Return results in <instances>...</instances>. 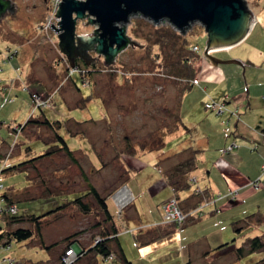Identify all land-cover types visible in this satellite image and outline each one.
Segmentation results:
<instances>
[{
    "label": "rangeland",
    "instance_id": "rangeland-1",
    "mask_svg": "<svg viewBox=\"0 0 264 264\" xmlns=\"http://www.w3.org/2000/svg\"><path fill=\"white\" fill-rule=\"evenodd\" d=\"M10 1L14 12L0 16V144L12 141L0 154V264H264V0H245L253 19L243 38L207 50L242 65L207 58L198 21L181 33L166 18L135 13L121 23L143 46L127 42L107 64L103 52L87 48L92 60L74 55L73 66L58 44L63 30L50 27H60L54 13L61 0ZM74 17L77 45L75 34L99 24ZM165 31L180 34L176 48L155 43ZM185 36L195 43L181 45ZM188 47L200 55L192 78L175 73ZM27 69L40 79L24 81ZM37 83L47 89L29 91ZM38 99L45 104L35 108ZM41 109L60 121L53 131L69 153L55 133L45 135V125L41 137L18 147L26 118ZM53 144L50 155L38 157ZM186 159L194 168L173 172ZM91 187L104 198L109 220ZM78 196L88 213L73 202ZM64 201L56 220H42L43 242L58 243L51 250L34 237L6 235L33 227L10 217L41 215ZM99 241L111 252L94 249Z\"/></svg>",
    "mask_w": 264,
    "mask_h": 264
},
{
    "label": "water",
    "instance_id": "water-1",
    "mask_svg": "<svg viewBox=\"0 0 264 264\" xmlns=\"http://www.w3.org/2000/svg\"><path fill=\"white\" fill-rule=\"evenodd\" d=\"M15 7V3L10 0H0V16L4 11L14 12ZM85 10L94 14L96 18L88 17V13L84 14ZM73 11L78 17L87 16L85 24L94 21L99 24V27L88 34H75L77 45L73 43L75 22V17L72 18ZM135 13L147 16L155 22L166 18L181 33H184L189 23L198 21L205 27L207 33L203 54L214 64L229 61L241 64L236 59L222 60L214 57L207 54V50L238 42L247 33L253 19L245 0H61L54 13L60 17L56 22L60 27H54L51 22L50 27L55 31L63 30L57 34L60 38L58 44L60 50L66 53L71 66L74 65V55L83 57L86 64L92 60L93 57L85 50L87 48L103 52L106 56L103 62L107 64L112 62L115 53L127 42H130L131 46L132 43L139 47L143 46L134 39L129 40L125 35V24L121 23L127 22L129 15ZM117 23H121V26L116 25ZM98 29L100 32H97Z\"/></svg>",
    "mask_w": 264,
    "mask_h": 264
},
{
    "label": "trees",
    "instance_id": "trees-1",
    "mask_svg": "<svg viewBox=\"0 0 264 264\" xmlns=\"http://www.w3.org/2000/svg\"><path fill=\"white\" fill-rule=\"evenodd\" d=\"M180 37V34H178L177 32H171V31H165V32H161L158 33L156 35V40L155 43L159 44L160 47L164 46V45H171L172 47L176 48V41L177 39ZM195 42H192L191 40L189 41L186 36L182 37V40L180 41V44L183 46H187L188 44H194ZM191 45V46H192ZM190 46V48H191ZM189 47L187 48V52L186 55L183 54L184 56H182V59H178L175 63L179 66H176V74L182 75L184 77L187 78H192L193 77V72H194V62L198 59V57L200 56L197 52L192 51ZM156 56V54H155ZM181 56V54H180ZM162 64V63H161ZM173 65V63H171V66ZM166 68H170L168 65L163 66ZM172 68V67H171ZM190 87V84H187L186 86H184L181 90L183 89H187ZM32 122H37L40 123L42 125L48 126L49 128H54L53 126V122H50L48 119H43V120H34L33 115H30L28 120L24 123V126L28 125L29 123ZM55 137L58 140V143H60V147L59 149L65 150L66 153H69V150L67 148L66 143L64 142L63 138L57 134V131H55ZM54 142H56V140H54ZM48 145V144H47ZM55 145H49L46 147L45 152L41 155H39L38 157H43L46 155H50L53 150H51ZM193 161V160H192ZM193 163L191 162V159H186L182 162H180L179 164H177L174 168H173V172H177L178 174H180L179 172L181 170H190L192 169ZM21 165V163H18L17 165H12L5 170H14V169H18L19 166ZM194 168V167H193ZM179 169V170H178ZM179 171V172H178ZM177 174V175H178ZM89 192L91 193L92 197L94 198V200L96 201L98 208L100 209L99 211H101L105 216L106 219H110L111 216L109 215L108 212V207L107 204L104 200V198L100 197V195L97 193V191L94 188H89ZM73 202L77 205V207L80 209L81 212L84 213H88L90 208L89 206L82 202V196H78L76 197ZM69 202L64 201L60 206L58 207H54L53 209L41 214V215H19V216H13L9 218V223L11 224H16V223H20L21 221L23 222H29L31 220V224L33 225V227H26V228H12L9 229V231L6 232V235L8 236V238H14L16 241H21V240H33V237L35 238V240L37 241V244L42 247V248H46L48 250H51L54 246H56L58 243H51V244H46L43 242V238H42V225H43V219H45L46 217L50 218L52 217L53 220H56L58 217V212L61 211L63 207H65L66 205H68ZM108 216V217H107ZM51 219V218H50ZM165 235V233H164ZM66 239V238H65ZM11 240V239H9ZM102 241V240H101ZM99 241L98 244H96L93 248L101 251L103 253H110L111 249L109 248V245L104 241L101 242ZM30 242V241H29ZM71 243L68 242V244ZM67 244V245H68ZM89 254H91V256H93V254L95 255L94 251H89ZM125 260V258H124ZM89 264H96L95 260L92 259L91 262H89ZM125 264H129L128 261H125Z\"/></svg>",
    "mask_w": 264,
    "mask_h": 264
},
{
    "label": "crops",
    "instance_id": "crops-1",
    "mask_svg": "<svg viewBox=\"0 0 264 264\" xmlns=\"http://www.w3.org/2000/svg\"><path fill=\"white\" fill-rule=\"evenodd\" d=\"M25 73V74H24ZM34 73V74H33ZM4 75V74H3ZM31 75H34V77L36 78L35 80H38V79H40V78H38V77H40V76H38L34 71H29V69H27V70H24V71H22V76H23V79H24V81H26L27 80V77H31ZM73 77V76H72ZM32 78V77H31ZM38 78V79H37ZM32 79H34V78H32ZM74 79V78H73ZM78 82V80H76V79H74L73 81H72V83L73 84H78L77 83ZM37 85H38V83L37 84H35V86H32L31 87V90H29V91H32V90H36V89H42V90H46L47 89V87L45 86V85H42V87H40V88H38L37 87ZM71 86H73V85H71ZM74 87V86H73ZM29 93V92H28ZM29 95V94H28ZM86 96V95H85ZM88 96V95H87ZM90 96V95H89ZM62 97V96H61ZM81 97V96H80ZM79 97V98H80ZM78 98V99H79ZM92 98V97H91ZM28 99H29V97L27 98V101H28ZM54 100H55V97L53 98ZM64 99V98H63ZM88 100V102L87 103H90V101H91V99H90V97L87 99ZM77 101V100H76ZM76 101H74V105L72 106V108H75V107H77L76 106ZM54 102V101H53ZM87 103H85V104H87ZM85 107H88V105H86ZM88 109V108H87ZM43 109H41V110H38V111H36L34 114H33V118H34V120H43V119H48L47 117H46V115L43 113V111H42ZM38 114H40V116H38ZM93 114V112H90V111H88L84 116L85 117H83V118H86V117H88V116H90V115H92ZM29 118V116L26 118V119H28ZM70 120H68L69 122H72V123H74V122H76V121H79V120H81V119H76V118H74V117H70L69 118ZM49 121H50V119H48ZM53 123H56V125L57 126H59V124H60V121H57V120H51ZM50 121V122H51ZM66 122V121H65ZM43 125L42 124H40V123H37V122H32V123H29L28 125H26L23 129H22V131L20 132V134H19V142H20V145H18V147L19 146H21V145H23V144H26V143H28V142H30V141H33V140H35V139H37V138H39V137H41L40 136V134H39V129L42 127ZM50 132H52L50 129H48ZM46 134H48V132H45V135ZM5 137H6V135H5ZM10 139H9V141L8 142H5V139L3 138L2 139V143L0 144V154H3L5 151H6V149H5V147L6 146H8V143H10ZM12 142V141H11ZM7 152V151H6Z\"/></svg>",
    "mask_w": 264,
    "mask_h": 264
},
{
    "label": "bare ground",
    "instance_id": "bare-ground-1",
    "mask_svg": "<svg viewBox=\"0 0 264 264\" xmlns=\"http://www.w3.org/2000/svg\"><path fill=\"white\" fill-rule=\"evenodd\" d=\"M137 14V13H136ZM201 24V23H200ZM118 25V24H117ZM202 25V24H201ZM174 26V25H173ZM203 26V25H202ZM119 27H120V25H119ZM203 28H204V30H205V27L203 26ZM97 32H100V30L98 29L97 30ZM206 32V31H205ZM206 36H207V33H206ZM51 66H54L53 64H51ZM54 69H57V68H55V66L54 67H52V70H53V72H55V70ZM92 76V75H91ZM90 75H88V77L90 78L91 77ZM140 89V88H139ZM50 130L53 132V133H55V130L53 131V129L52 128H50ZM52 132H50V131H48V134L49 135H52L53 136V133Z\"/></svg>",
    "mask_w": 264,
    "mask_h": 264
},
{
    "label": "built area",
    "instance_id": "built-area-1",
    "mask_svg": "<svg viewBox=\"0 0 264 264\" xmlns=\"http://www.w3.org/2000/svg\"><path fill=\"white\" fill-rule=\"evenodd\" d=\"M46 100H47V99H46ZM41 101H45V100H42V99H41ZM44 104H45V103L40 102L39 99L37 100V103L33 102V105L35 106V108H36V107H39V106H43ZM69 252H70V251H69Z\"/></svg>",
    "mask_w": 264,
    "mask_h": 264
}]
</instances>
